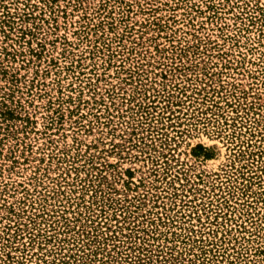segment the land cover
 <instances>
[{
  "label": "rangeland",
  "instance_id": "374dc122",
  "mask_svg": "<svg viewBox=\"0 0 264 264\" xmlns=\"http://www.w3.org/2000/svg\"><path fill=\"white\" fill-rule=\"evenodd\" d=\"M0 264H264V0H0Z\"/></svg>",
  "mask_w": 264,
  "mask_h": 264
}]
</instances>
